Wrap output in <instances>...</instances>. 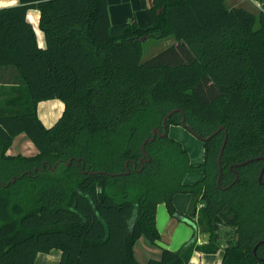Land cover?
Segmentation results:
<instances>
[{"label": "trees", "instance_id": "obj_1", "mask_svg": "<svg viewBox=\"0 0 264 264\" xmlns=\"http://www.w3.org/2000/svg\"><path fill=\"white\" fill-rule=\"evenodd\" d=\"M141 1L147 28L136 17L112 24L108 0L0 9V68L20 75L0 84V264H36L53 249L62 252L58 264H141L133 245L142 235L161 240L157 207L165 202L176 215L177 193L191 194L189 219L210 240L163 247L148 264H188L195 250L222 246V264H264V243L254 253L264 239V4ZM31 8L41 11L45 48ZM170 36L176 44L143 62L144 38ZM51 99L65 109L46 127L37 109ZM173 110L168 127L184 118L197 137L223 127L204 141L202 162L169 132L142 151ZM22 132L37 155L7 154ZM196 172L202 177L186 183Z\"/></svg>", "mask_w": 264, "mask_h": 264}, {"label": "crops", "instance_id": "obj_2", "mask_svg": "<svg viewBox=\"0 0 264 264\" xmlns=\"http://www.w3.org/2000/svg\"><path fill=\"white\" fill-rule=\"evenodd\" d=\"M230 7L246 6L250 8H261L264 0H226ZM20 4V0H0V9ZM109 15L112 24H120L130 21L133 17L140 27L147 28L149 26V19L146 9L142 5L141 0H108ZM41 11L38 8H31L28 10L27 19L33 25L37 34L39 46L45 48L46 40L44 31L40 28ZM20 81L19 72L14 67L0 68V84H16ZM65 109V103L60 99H51L41 101L38 104V115L46 127L54 125L62 116ZM169 135L177 140H180L183 146L192 141L191 135L184 130L180 125H170ZM189 155L194 164H198L203 159V151L196 156L190 151ZM205 152V146H204ZM39 153L38 147L28 137L25 132L18 134L10 147L7 150L8 155H24L35 156ZM189 175V174H188ZM186 176V183H193L202 177L201 173H194L193 176ZM189 177V178H188ZM187 178L189 180H187ZM192 196L189 193H177L173 197V202L176 207V215H171L167 204L165 202L159 203L157 207L156 222L158 230L161 234V240L154 243L148 239L146 235L139 237L133 245L135 257L141 264H148L150 259H160L163 254V247L172 250H178L186 242L191 239H196L197 244H203L199 240V228L195 227L194 223L189 219L188 212L191 206ZM189 219L192 224L189 225ZM176 221V222H175ZM186 223V224H182ZM174 229V230H173ZM172 231L169 237L165 235V231ZM196 233V234H195ZM56 250V251H55ZM53 249L49 253H39L36 258V264H58L61 257V250ZM224 258V247L222 246L217 252L207 253L195 250L189 260L188 264H222Z\"/></svg>", "mask_w": 264, "mask_h": 264}, {"label": "rangeland", "instance_id": "obj_3", "mask_svg": "<svg viewBox=\"0 0 264 264\" xmlns=\"http://www.w3.org/2000/svg\"><path fill=\"white\" fill-rule=\"evenodd\" d=\"M227 5L229 6L228 2H227ZM172 44H176V39L174 36H170L167 38L149 37V38L145 39L143 41V57H142L143 62L149 61L156 54H158L159 52H161L162 50H164L165 48H167L168 46H170ZM180 126L183 127L184 130H186L191 135V137L193 138L192 141H190V142H188V140H187V142L185 144L189 148L188 151H190V154L193 153L194 154L193 158L197 159L196 156H198V154H201L203 151V155H202L203 158L202 159H204V141L201 138L197 137L195 134H193L190 130H188L183 125H180ZM193 174L194 173H190L188 176H190V175L193 176ZM188 178H187V180H189ZM186 220L188 221L189 225H187L186 223H182V224H186L187 226H190V224H192V222L189 219H186ZM172 231L167 230L164 233L167 237H169V235L171 234ZM59 260H60V258H59ZM58 263H59V261H58Z\"/></svg>", "mask_w": 264, "mask_h": 264}, {"label": "water", "instance_id": "obj_4", "mask_svg": "<svg viewBox=\"0 0 264 264\" xmlns=\"http://www.w3.org/2000/svg\"><path fill=\"white\" fill-rule=\"evenodd\" d=\"M144 40H145V38H144ZM176 111H177V110H173V111L169 112V113L167 114V116L164 118V120H163V130H162V131H161V129H159V128H155V129L153 130V132H152L153 136L150 137V138H147V139L144 141V143H143V145H142V151H143L144 153H146V151H145V145H146V143H147L148 141H153V140L155 139V137H156L157 134H159V135H161V136H165V135L168 134V132H169L168 119H169V118H170V117H171ZM182 125H183L184 127H186L188 130H190L193 134H195V131L193 130V128H192L191 126H189L188 124H186L184 118H183V120H182ZM222 129H223V127H220V128H218L214 133H212L210 136H208V137H202V138L199 137V138H201L203 141H206V140L212 138L213 136H215L216 134H218ZM227 140H228V131L225 130V139H224V141H223L222 148H221V150H220L219 157H218V165H219V177H218V183H220V180H221V175H222V170H223V169H222V165H221V160H222V155H223V152H224L225 146H226V144H227ZM255 159H256V158H252V159L246 160V161H244V162H241V163L235 164V166H236V167L244 166V165H246V164H248V163L254 161ZM141 161H142V160H141ZM68 164H71V161H69ZM56 166H57V164H55V167H56ZM233 168H234V166H231V169H233ZM237 176H238V175H237ZM262 179H263V172L261 173V175H260V177H259V180H260L261 182H263ZM237 180H238V177L236 178L235 181H237ZM199 232H200L199 240H200L201 243H206V242H208V241L210 240V237H211V233H210V232H204V230H203L202 227L199 228ZM262 243H264V239L260 240V241L258 242V244L255 246V248H254V253H256V250H257L258 246H259L260 244H262ZM263 260H264V259H263Z\"/></svg>", "mask_w": 264, "mask_h": 264}, {"label": "flooded vegetation", "instance_id": "obj_5", "mask_svg": "<svg viewBox=\"0 0 264 264\" xmlns=\"http://www.w3.org/2000/svg\"><path fill=\"white\" fill-rule=\"evenodd\" d=\"M235 168H236L235 166H234L233 169H231V167H230V169H231L232 171L236 172ZM260 182H261V181H260ZM263 183H264V181H263Z\"/></svg>", "mask_w": 264, "mask_h": 264}]
</instances>
